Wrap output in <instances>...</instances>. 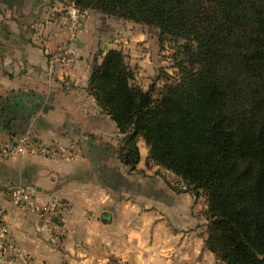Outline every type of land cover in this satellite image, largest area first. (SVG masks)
Returning a JSON list of instances; mask_svg holds the SVG:
<instances>
[{
    "label": "crops",
    "instance_id": "0c3cea01",
    "mask_svg": "<svg viewBox=\"0 0 264 264\" xmlns=\"http://www.w3.org/2000/svg\"><path fill=\"white\" fill-rule=\"evenodd\" d=\"M82 12L61 0H0V142L32 134L73 150L71 158L0 156V264H8L6 241L29 255L25 264H217L204 245L203 192L147 164L141 136L135 168L120 158L124 134L88 82L98 50L99 62L108 49L121 48L103 40L106 32ZM124 40L128 64L141 68V47ZM65 46L67 65L57 59ZM8 185L33 190L40 203L64 202L60 241L37 213L8 200Z\"/></svg>",
    "mask_w": 264,
    "mask_h": 264
},
{
    "label": "trees",
    "instance_id": "16d2710c",
    "mask_svg": "<svg viewBox=\"0 0 264 264\" xmlns=\"http://www.w3.org/2000/svg\"><path fill=\"white\" fill-rule=\"evenodd\" d=\"M79 11L185 40L174 84L154 98L108 49L88 89L124 134L120 158L171 170L207 198L205 248L217 264H264V0H72ZM102 52V51H101Z\"/></svg>",
    "mask_w": 264,
    "mask_h": 264
},
{
    "label": "rangeland",
    "instance_id": "374dc122",
    "mask_svg": "<svg viewBox=\"0 0 264 264\" xmlns=\"http://www.w3.org/2000/svg\"><path fill=\"white\" fill-rule=\"evenodd\" d=\"M61 1L66 4H73L72 0ZM89 14L94 17L97 28L106 32L104 33L103 40H107L108 42L118 40L115 43L121 48L118 50L122 51L123 49L127 51V53H123L126 62L127 59L131 58V49L123 47L125 44L124 39H129L134 42L136 48L141 47V55H135V57L141 58V68L138 66V63L133 66L130 65L134 70V79L131 82L134 84H136L135 82L141 83V88L143 90L151 89L152 96L157 98L160 96L161 92L164 91L165 86L174 84L178 80L180 72L177 64L184 57L182 46L185 43V40H175L168 35L159 38L158 29L152 25L140 23L134 24L132 22L126 23L127 20L102 15L93 10H87V15ZM106 45L107 47L109 46L108 44ZM101 51V49L98 50L94 56V63L95 58L97 61V57H99L98 55H101ZM101 61L102 59L99 60V62L97 61V64ZM139 69H141V76L138 75L140 73ZM142 142L144 145L143 147L147 148L143 140ZM203 195L205 196L204 193ZM203 200H205L207 205V198L202 199V202ZM112 264L116 263L112 262Z\"/></svg>",
    "mask_w": 264,
    "mask_h": 264
},
{
    "label": "built area",
    "instance_id": "2783aa9c",
    "mask_svg": "<svg viewBox=\"0 0 264 264\" xmlns=\"http://www.w3.org/2000/svg\"><path fill=\"white\" fill-rule=\"evenodd\" d=\"M73 38V35L69 37L70 40ZM70 52L69 46L63 47L59 51L57 57L58 61L63 65L69 64L72 61L69 55ZM15 155H37L45 158H52L55 156L71 158L73 150L71 146H64L57 141H40L32 134L19 141L10 140L7 142H0V156L7 157ZM5 189L9 201L23 210L37 213L46 224L53 226L56 230L53 239L60 241L62 230L60 229L57 217L59 215L58 207H65L62 200L58 197H54L50 201L40 203L35 199L33 190L29 188L18 185H8ZM4 248L5 251L10 252L7 260L8 264H25L29 262V255L15 244L6 241L4 243Z\"/></svg>",
    "mask_w": 264,
    "mask_h": 264
},
{
    "label": "water",
    "instance_id": "95a60500",
    "mask_svg": "<svg viewBox=\"0 0 264 264\" xmlns=\"http://www.w3.org/2000/svg\"><path fill=\"white\" fill-rule=\"evenodd\" d=\"M104 49H107V45L106 44L104 45Z\"/></svg>",
    "mask_w": 264,
    "mask_h": 264
}]
</instances>
